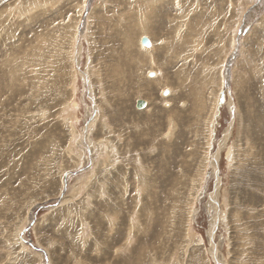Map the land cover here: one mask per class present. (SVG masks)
Instances as JSON below:
<instances>
[{"label":"rangeland","instance_id":"rangeland-1","mask_svg":"<svg viewBox=\"0 0 264 264\" xmlns=\"http://www.w3.org/2000/svg\"><path fill=\"white\" fill-rule=\"evenodd\" d=\"M0 264H264V0H0Z\"/></svg>","mask_w":264,"mask_h":264},{"label":"bare ground","instance_id":"bare-ground-1","mask_svg":"<svg viewBox=\"0 0 264 264\" xmlns=\"http://www.w3.org/2000/svg\"><path fill=\"white\" fill-rule=\"evenodd\" d=\"M140 43H141V41H140ZM149 46H144L142 43H141V45L143 46V47H147V48H149L150 46H151V42L149 41ZM149 75H152V77H149ZM148 75V77L149 78H153L154 77V73H150ZM164 93H166V95H167V91H163L162 92V97H165L166 95H164ZM139 101V100H138ZM142 101V100H141ZM142 102H144V104L146 105V103H145V101H142ZM136 103H137V101H136ZM136 105V104H135ZM91 121L87 124V126L85 127V129L87 130L90 126H91V124H92V121H93V118L91 117ZM216 225V220H214V218H213V220L211 221V224H210V231H209V239H211L212 238V236H213V227ZM214 249L212 248L211 249V251H213ZM214 252V251H213Z\"/></svg>","mask_w":264,"mask_h":264},{"label":"water","instance_id":"water-1","mask_svg":"<svg viewBox=\"0 0 264 264\" xmlns=\"http://www.w3.org/2000/svg\"><path fill=\"white\" fill-rule=\"evenodd\" d=\"M141 43L144 46H149V41L146 38H143ZM149 77H152V75H149ZM164 95H166V93H164ZM223 101H224L223 94H221V96L219 98V101H218V105L220 106L223 103ZM144 106H145L144 102H142L141 100L137 101V103H136V108L137 109H142Z\"/></svg>","mask_w":264,"mask_h":264}]
</instances>
